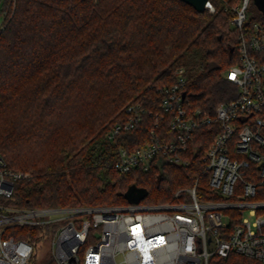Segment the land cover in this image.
<instances>
[{
  "label": "trees",
  "instance_id": "16d2710c",
  "mask_svg": "<svg viewBox=\"0 0 264 264\" xmlns=\"http://www.w3.org/2000/svg\"><path fill=\"white\" fill-rule=\"evenodd\" d=\"M210 1L214 13L181 0H0V154L11 170L29 174L16 182L11 204L128 206L126 193L136 187L147 191L140 203L153 205L194 185L200 199H218L203 159L217 123L196 133L188 166L115 168L120 144L133 149L148 141L162 111L160 89L177 69H185L188 110L213 116L237 98L226 73L241 62L240 35L251 36L264 16L247 14L239 30L232 25L242 0ZM254 56L264 63V51ZM130 103L146 108L144 119L111 143L107 130ZM16 237L29 239L25 231ZM211 264L260 263L231 254Z\"/></svg>",
  "mask_w": 264,
  "mask_h": 264
},
{
  "label": "built area",
  "instance_id": "2783aa9c",
  "mask_svg": "<svg viewBox=\"0 0 264 264\" xmlns=\"http://www.w3.org/2000/svg\"><path fill=\"white\" fill-rule=\"evenodd\" d=\"M251 1L237 7L235 28L244 29ZM206 9L216 11L211 1ZM239 50L240 64L226 73L238 88L236 99L219 104L213 116L188 110L185 69L179 68L174 82L160 89L162 111L148 141L117 149L120 173L188 166L196 133L217 123L219 132L203 156L217 200L200 199L194 185L162 204L20 207L10 200L16 182L29 174L11 170L0 154V264H211L213 257L231 254L264 264V199H255L264 187V63L254 56L264 51L262 23H254L251 36L240 35ZM146 112L140 103L128 104L107 139L117 144ZM24 231L29 239L16 237Z\"/></svg>",
  "mask_w": 264,
  "mask_h": 264
},
{
  "label": "water",
  "instance_id": "95a60500",
  "mask_svg": "<svg viewBox=\"0 0 264 264\" xmlns=\"http://www.w3.org/2000/svg\"><path fill=\"white\" fill-rule=\"evenodd\" d=\"M191 6H193L198 12H204L206 10V4L210 0H181ZM257 9L264 16V0H252ZM185 97V94H184ZM161 177L158 182H160ZM147 196V191L144 189H139L136 187H131L130 190L126 193L131 204H139L140 201Z\"/></svg>",
  "mask_w": 264,
  "mask_h": 264
},
{
  "label": "rangeland",
  "instance_id": "374dc122",
  "mask_svg": "<svg viewBox=\"0 0 264 264\" xmlns=\"http://www.w3.org/2000/svg\"><path fill=\"white\" fill-rule=\"evenodd\" d=\"M242 2V1H241ZM241 5V4H240ZM239 5V6H240ZM237 9V7H236ZM211 12V11H210ZM258 12H260L257 7L253 4H250L248 6V10H247V14L250 16H253V17H257L258 16ZM213 13V12H212ZM261 13V12H260ZM2 24V18H0V26ZM232 27L234 28V26L232 25ZM156 202V201H155ZM157 203V202H156ZM243 257V256H242ZM244 258H247V257H244ZM247 259H250V258H247ZM253 261V259H251ZM255 261V260H254ZM259 263V262H258Z\"/></svg>",
  "mask_w": 264,
  "mask_h": 264
}]
</instances>
